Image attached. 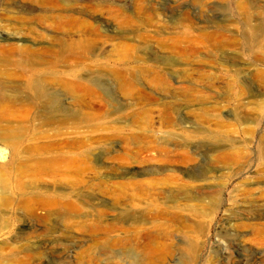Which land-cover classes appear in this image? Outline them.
Listing matches in <instances>:
<instances>
[{
	"label": "rangeland",
	"instance_id": "1",
	"mask_svg": "<svg viewBox=\"0 0 264 264\" xmlns=\"http://www.w3.org/2000/svg\"><path fill=\"white\" fill-rule=\"evenodd\" d=\"M7 45L0 264H264V0H0Z\"/></svg>",
	"mask_w": 264,
	"mask_h": 264
},
{
	"label": "bare ground",
	"instance_id": "2",
	"mask_svg": "<svg viewBox=\"0 0 264 264\" xmlns=\"http://www.w3.org/2000/svg\"><path fill=\"white\" fill-rule=\"evenodd\" d=\"M7 12H10V10H7ZM0 51L2 53L19 54L20 56H25L26 54L30 53L29 48H26L25 46L20 47L13 45H7L6 47L0 46ZM20 62H24V59H21ZM23 71L24 73L31 74L33 76H35L36 74L35 71ZM13 74L14 73L3 71L0 69V113H14L16 110L13 108V106H16L17 103L19 105L17 111L21 113H29L32 111V108H27V106L22 104V102L17 101L16 98H22L26 96V91L31 90H35V95L38 98H44L46 95V91L43 89L44 83H46L44 75L38 74V77L35 76L33 79L27 81H24L22 79L13 81L12 79H10L11 76L13 78H16V76ZM58 99L59 97H53V100L55 102ZM40 112L47 114L50 112V109L42 108Z\"/></svg>",
	"mask_w": 264,
	"mask_h": 264
}]
</instances>
